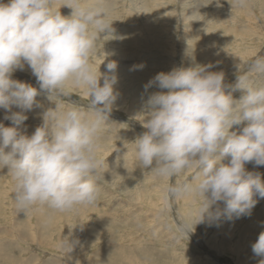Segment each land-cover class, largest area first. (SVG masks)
Returning <instances> with one entry per match:
<instances>
[{"label": "clouds", "instance_id": "obj_1", "mask_svg": "<svg viewBox=\"0 0 264 264\" xmlns=\"http://www.w3.org/2000/svg\"><path fill=\"white\" fill-rule=\"evenodd\" d=\"M57 2L0 3V109L11 121V126L0 123V168L10 172L23 214L38 207L70 213L97 203L105 163L100 140L118 95L116 64L109 62L101 73L93 61L99 38L113 32L104 0H64L59 7ZM237 4L242 7L246 0ZM62 6L72 10L70 15H62ZM25 65L39 88L12 78ZM212 67H175L145 85V91L153 86L159 91L143 105L148 119L135 140L138 166L169 179L194 170L164 193L166 205L193 197L191 222H181V235L205 220L250 215L257 198L264 199L260 173L245 167L264 166V82L237 74L235 83L227 84L224 72ZM247 72L264 76V55L253 57ZM72 88L87 91V113L56 106L30 136L22 131L25 112L38 106V95L68 97ZM236 91L242 93L239 99L232 94ZM13 106L20 111L12 112ZM252 252L264 257V231Z\"/></svg>", "mask_w": 264, "mask_h": 264}, {"label": "rangeland", "instance_id": "obj_2", "mask_svg": "<svg viewBox=\"0 0 264 264\" xmlns=\"http://www.w3.org/2000/svg\"><path fill=\"white\" fill-rule=\"evenodd\" d=\"M257 1L246 0L241 7L237 0H104L113 32L99 38L93 61L101 73L107 72L109 62L116 64L118 95L100 140L99 152L105 160L100 198L70 213L53 214L47 207H38L23 214L15 204L11 174L0 168V264H260L264 260L252 252V244L264 231V199L257 198L250 215L205 220L181 235V222H191L193 197L176 198L166 205L164 193L168 185L188 178L194 170L177 179L158 178L138 166L135 147L137 137L146 131L144 102L159 91L155 86L144 91L156 74L181 65L212 64L209 70L223 71L227 84H234L237 74L264 82V76L247 72L251 59L264 55V0ZM63 2L58 0L56 6ZM60 11L67 16L72 10L62 6ZM25 66L12 78L39 88ZM70 91L68 97L38 95V106L25 112L22 131L30 136L41 125L43 114L56 106L61 110L77 106L87 113V91ZM232 94L236 99L242 95ZM11 111L20 109L13 106ZM5 114L0 109V123L11 126ZM245 167L259 172L264 182V166L248 163Z\"/></svg>", "mask_w": 264, "mask_h": 264}, {"label": "bare ground", "instance_id": "obj_3", "mask_svg": "<svg viewBox=\"0 0 264 264\" xmlns=\"http://www.w3.org/2000/svg\"><path fill=\"white\" fill-rule=\"evenodd\" d=\"M194 1V0H193ZM259 1V0H258ZM257 1V2H258ZM62 2V1H61ZM131 2V1H130ZM165 2V1H164ZM159 4V3H158ZM167 4V3H166ZM195 4H197V3H195ZM256 4V3H255ZM116 5V4H115ZM184 5V4H183ZM186 5V4H185ZM204 5V4H203ZM143 6V5H142ZM191 6V5H190ZM116 7V6H115ZM185 7V6H184ZM193 8V7H192ZM255 8V7H254ZM143 9V8H142ZM219 9V8H218ZM113 11V10H112ZM146 11V10H145ZM172 11V10H171ZM254 11V10H253ZM264 11V10H263ZM262 11V12H263ZM175 12V11H174ZM173 12V13H174ZM158 13V12H157ZM177 13V12H176ZM226 13V12H225ZM184 14V13H183ZM232 14V13H231ZM151 15H152V13H151ZM184 15H186V12H185V14ZM113 16V15H112ZM170 16H172V15H170ZM229 16V15H228ZM256 16V15H255ZM117 17V16H116ZM166 17V16H165ZM176 17V16H175ZM119 18V17H118ZM171 19H173L172 17H170ZM212 18V17H211ZM234 18V17H233ZM237 18V17H236ZM112 19V18H111ZM115 19H117V18H115ZM162 19V18H161ZM197 19V18H196ZM239 19V18H238ZM191 20H192V18H191ZM198 20V19H197ZM217 20V19H216ZM122 22V21H121ZM125 22V21H124ZM161 22V21H160ZM188 22V21H187ZM203 22V21H202ZM183 24V23H182ZM194 24V23H193ZM196 24V23H195ZM260 27V26H259ZM121 28V27H120ZM166 28V27H165ZM165 28H164V30H165ZM218 28V27H217ZM190 29V28H189ZM205 29V28H204ZM263 29V28H262ZM175 31V30H174ZM214 34V33H213ZM218 34V33H217ZM227 35V34H226ZM123 37V36H122ZM187 37V36H186ZM189 37V36H188ZM203 38V37H202ZM188 39V38H187ZM220 40V39H219ZM204 41V40H203ZM225 42V41H224ZM188 43V42H187ZM212 43V42H211ZM223 44V43H222ZM252 47V46H251ZM221 48V47H220ZM257 49V48H256ZM186 53H187V51H185ZM246 52V51H245ZM219 53V52H218ZM222 53V52H221ZM248 53H250V51H248ZM247 53V54H248ZM252 53H253V51H252ZM119 54V53H118ZM243 55V54H242ZM250 55V54H249ZM247 56V55H246ZM170 57V56H169ZM190 57V56H189ZM188 57V58H189ZM229 57V56H228ZM221 58V57H220ZM197 59V58H196ZM146 60V59H145ZM184 60V59H183ZM172 61V60H171ZM230 61V60H229ZM228 62V61H227ZM177 63V62H176ZM26 67V66H25ZM118 67V66H117ZM123 67V66H122ZM181 67H182V65H181ZM119 68H121V67H119ZM119 71V70H118ZM162 71V70H161ZM229 72V71H228ZM122 73V72H121ZM128 73V72H127ZM129 73H130V71H129ZM122 74H124V73H122ZM230 77V76H229ZM226 79V78H225ZM126 80V79H125ZM135 82V81H134ZM144 82V81H143ZM138 88V87H137ZM132 89V88H131ZM121 90V89H120ZM134 90V89H133ZM137 90V89H136ZM141 90V89H140ZM118 91H119V89H118ZM144 91H145V89H144ZM143 92V91H142ZM125 95H126V93H125ZM145 95V94H144ZM142 97V96H141ZM145 100V99H144ZM60 102V101H59ZM121 102V101H120ZM123 103H124V101H123ZM140 106V105H139ZM135 107H138V106H135ZM67 108V107H66ZM127 109V108H126ZM134 109V108H133ZM130 110V109H129ZM140 113V112H139ZM134 115V114H133ZM133 118V117H132ZM119 120V119H118ZM10 121V120H9ZM122 122V121H121ZM118 126V125H117ZM106 127V126H105ZM120 127V126H119ZM141 128V127H140ZM143 128V127H142ZM115 129V128H114ZM116 130V129H115ZM118 130V129H117ZM109 131H110V129H109ZM137 131V130H136ZM139 132V131H138ZM27 134V133H26ZM122 138V137H121ZM124 139V138H123ZM101 146V145H100ZM103 147V146H102ZM129 148V147H128ZM126 150V149H125ZM127 153V152H126ZM126 157V156H125ZM123 159V158H122ZM108 160V159H107ZM117 160V159H116ZM118 161H116L115 163H117ZM111 166V165H110ZM126 166V165H125ZM124 166V167H125ZM128 166V165H127ZM249 167V166H248ZM126 169V168H125ZM118 170V169H117ZM123 176V175H122ZM112 177V176H111ZM115 177V176H114ZM118 177V176H117ZM133 178V177H132ZM136 178V177H135ZM112 179V178H111ZM118 179V178H117ZM130 179V178H129ZM176 179H177V177H176ZM169 181V180H168ZM114 182V181H113ZM137 182V181H136ZM157 183V182H156ZM162 183V182H161ZM133 185V184H132ZM136 185V184H135ZM151 185V184H150ZM113 186V185H112ZM163 189V188H162ZM102 190V189H101ZM131 190V189H130ZM123 191V190H122ZM5 194V193H4ZM128 194V193H127ZM157 194V193H156ZM141 195V194H140ZM124 198V197H123ZM135 198V197H134ZM147 201V200H146ZM128 202V201H127ZM152 203V202H151ZM133 204V203H132ZM141 205V204H140ZM174 205V204H173ZM179 205V204H178ZM257 205V204H256ZM155 206V205H154ZM141 207V206H140ZM123 208V207H122ZM134 208V207H133ZM137 208V207H136ZM157 208V207H156ZM1 209V208H0ZM163 209V208H162ZM116 211V210H115ZM134 211V210H133ZM61 214V213H60ZM117 214V213H116ZM136 214V213H135ZM145 214V213H144ZM112 215V214H111ZM115 215V214H114ZM113 215V216H114ZM260 216V215H259ZM131 217H133V216H131ZM258 217V216H257ZM261 217H263V215L262 216H260V218ZM117 218V217H116ZM260 218H258L259 219V221H260ZM130 219V218H129ZM133 219V218H132ZM257 219V220H258ZM1 220V219H0ZM48 220V219H47ZM116 220V219H115ZM256 220V219H255ZM254 220V221H255ZM264 220V219H263ZM92 221V220H91ZM253 221V220H252ZM151 223V222H150ZM245 223V222H244ZM253 223V222H252ZM84 224V223H83ZM76 225V224H75ZM93 226V225H92ZM1 228V227H0ZM39 229V228H38ZM41 229V228H40ZM63 229V228H62ZM10 230V229H9ZM34 230V229H33ZM137 230V229H136ZM117 231V230H116ZM239 231V230H238ZM74 232V231H73ZM4 234V233H3ZM218 236V235H217ZM195 237V236H194ZM130 238V237H129ZM163 241V240H162ZM33 242V241H32ZM44 243V242H43ZM39 245V244H38ZM61 245V244H60ZM162 246V245H161ZM3 247V246H2ZM172 247V246H171ZM242 247V246H241ZM182 249V248H181ZM211 249V248H210ZM4 252V251H3ZM52 252V251H51ZM91 252V251H90ZM182 253V252H181ZM239 255V254H238ZM105 264V263H104Z\"/></svg>", "mask_w": 264, "mask_h": 264}]
</instances>
